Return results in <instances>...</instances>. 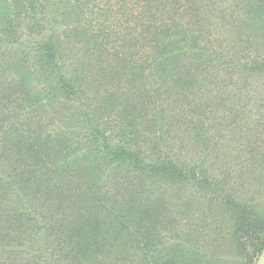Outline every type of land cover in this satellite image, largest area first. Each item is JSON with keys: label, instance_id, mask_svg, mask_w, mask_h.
Here are the masks:
<instances>
[{"label": "trees", "instance_id": "16d2710c", "mask_svg": "<svg viewBox=\"0 0 264 264\" xmlns=\"http://www.w3.org/2000/svg\"><path fill=\"white\" fill-rule=\"evenodd\" d=\"M250 106L264 0H0V264H257L264 153L208 169Z\"/></svg>", "mask_w": 264, "mask_h": 264}, {"label": "rangeland", "instance_id": "374dc122", "mask_svg": "<svg viewBox=\"0 0 264 264\" xmlns=\"http://www.w3.org/2000/svg\"><path fill=\"white\" fill-rule=\"evenodd\" d=\"M259 114V111H255V108L250 106L246 111V118L243 115L238 116L233 125V127L236 126V137H233L232 133H226L225 135L228 136L224 138L226 144L208 163V169L211 168L210 171L215 174H217L215 170L221 169L224 172L228 171V175L240 177L245 182L244 185L247 186L245 188L249 191L250 197H255L257 194L249 186L257 182L253 178L251 169L258 163L253 162V159L255 155L258 157V153L261 154L260 151L264 153V124L260 121ZM258 196L263 199L261 195L258 194ZM260 260L261 257L257 264Z\"/></svg>", "mask_w": 264, "mask_h": 264}, {"label": "water", "instance_id": "95a60500", "mask_svg": "<svg viewBox=\"0 0 264 264\" xmlns=\"http://www.w3.org/2000/svg\"><path fill=\"white\" fill-rule=\"evenodd\" d=\"M264 263V255L261 256V260H260V263L259 264H263Z\"/></svg>", "mask_w": 264, "mask_h": 264}]
</instances>
